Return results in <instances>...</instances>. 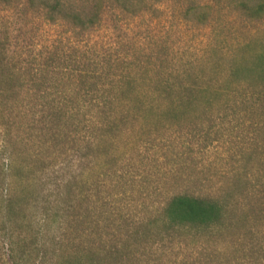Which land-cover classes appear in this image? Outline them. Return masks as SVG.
Masks as SVG:
<instances>
[{
    "label": "trees",
    "instance_id": "1",
    "mask_svg": "<svg viewBox=\"0 0 264 264\" xmlns=\"http://www.w3.org/2000/svg\"><path fill=\"white\" fill-rule=\"evenodd\" d=\"M161 2L0 0V264H264V0L203 59L119 34ZM10 14L66 40L24 65Z\"/></svg>",
    "mask_w": 264,
    "mask_h": 264
},
{
    "label": "rangeland",
    "instance_id": "2",
    "mask_svg": "<svg viewBox=\"0 0 264 264\" xmlns=\"http://www.w3.org/2000/svg\"><path fill=\"white\" fill-rule=\"evenodd\" d=\"M198 1L200 0H194V3ZM228 1L230 0H202V3L211 5L210 9H207L211 13V23L204 25L199 21L197 14L188 15L189 22L183 21L185 12L192 6L190 0H162L155 5L156 12L152 15L147 13L134 20L123 21L119 34L129 42L136 40L141 44L139 47L148 52L167 48L168 52H178L186 58L201 59L207 55L206 51L209 53L214 48L230 52L240 42L247 40L251 25L245 23L231 8L223 9V3ZM15 14H10L8 20V23H11V50L24 65L33 62L35 56L42 52V44H46L49 38L57 37L65 42L66 35L62 33V28L42 27V20L33 15L18 18ZM4 17V14L0 13V33L4 31ZM106 32L107 29L103 28L101 37ZM33 136L34 144L37 145L39 141L35 138L36 135ZM217 150L221 151V148L218 146ZM217 150L210 149L207 156L216 161L217 168L221 169L225 163L219 158L216 159Z\"/></svg>",
    "mask_w": 264,
    "mask_h": 264
}]
</instances>
